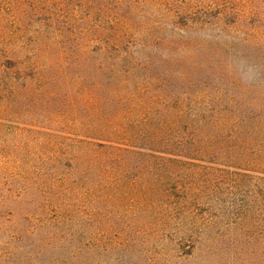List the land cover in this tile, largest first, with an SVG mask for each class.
Instances as JSON below:
<instances>
[{"label":"rangeland","instance_id":"374dc122","mask_svg":"<svg viewBox=\"0 0 264 264\" xmlns=\"http://www.w3.org/2000/svg\"><path fill=\"white\" fill-rule=\"evenodd\" d=\"M4 196L14 264H264V0H0Z\"/></svg>","mask_w":264,"mask_h":264},{"label":"trees","instance_id":"16d2710c","mask_svg":"<svg viewBox=\"0 0 264 264\" xmlns=\"http://www.w3.org/2000/svg\"><path fill=\"white\" fill-rule=\"evenodd\" d=\"M190 14V12H189ZM234 101V100H233ZM232 103V102H230ZM232 109H229V111H232V116L238 117L241 115L242 112V106L239 103L236 106H231ZM199 119V124H202V122H204L205 120H201L202 119V115L197 116ZM226 119H229V116H227ZM179 121V120H176ZM105 128H102L99 130L100 134H103ZM109 131V130H108ZM109 135H111L112 139H104V140H98L95 142V140H89V139H85V138H80L82 140H86L88 145H91V148L89 147H84L82 150L78 149V152H76V155H74V159L75 160H79V162H77L76 164H79L80 167H85L87 170H89V168H94L96 167H104L103 166V158L101 157V152L102 151H106V163L105 166L110 162V160L113 158L112 154L114 155V157H116V155H119L122 151V148L116 145V141L115 138L117 135V132L115 129L110 130ZM101 147V148H99ZM103 147L106 148V150H103ZM109 160V161H108ZM70 165V162H69ZM72 166V165H71ZM105 167L103 172L105 171ZM102 172V173H103ZM102 177V176H100ZM21 196V195H20ZM20 196H13V197H9V196H4V197H0V207L8 200H17L18 198H20ZM11 212L8 213V217H6V221H11L12 220V216H11ZM32 218V217H31ZM3 220L2 219V214L0 213V221ZM9 226L7 225H2L0 224V234L6 236L5 238L0 240V264H14L17 258V252L22 250V246H19L18 244L15 245L14 240L17 239V234L15 231H11L10 228H8ZM66 227V226H65ZM73 226H70L68 231H69V242H60L59 244L55 243V242H51L48 239L45 240H41L36 242V246L33 248L32 251L27 252V256L26 258H29L31 255H33L34 257H37L38 255H43L44 257H47L45 260L48 263L51 262H57V264H69V262H71L76 256L77 254L81 251V250H88V246H83L87 249H83L82 245H77L74 244V235L76 234V231L73 230L72 228ZM29 229V228H28ZM36 231V230H34ZM32 230H28L29 233L34 232ZM20 238V237H19ZM18 238V239H19ZM12 243V245H11ZM13 243H14V248H13ZM65 253V257L66 259H60V258H56L54 256V254L56 255V253H58L57 256H60V253ZM22 260V258H21Z\"/></svg>","mask_w":264,"mask_h":264}]
</instances>
